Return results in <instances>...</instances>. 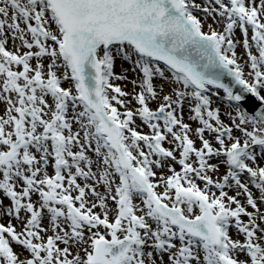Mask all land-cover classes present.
<instances>
[{
  "label": "snow or ice",
  "instance_id": "snow-or-ice-1",
  "mask_svg": "<svg viewBox=\"0 0 264 264\" xmlns=\"http://www.w3.org/2000/svg\"><path fill=\"white\" fill-rule=\"evenodd\" d=\"M0 264H264V0H0Z\"/></svg>",
  "mask_w": 264,
  "mask_h": 264
},
{
  "label": "rangeland",
  "instance_id": "rangeland-1",
  "mask_svg": "<svg viewBox=\"0 0 264 264\" xmlns=\"http://www.w3.org/2000/svg\"><path fill=\"white\" fill-rule=\"evenodd\" d=\"M116 71H117V72H119V71H120V66H119V64H117ZM129 87H130V86H129Z\"/></svg>",
  "mask_w": 264,
  "mask_h": 264
}]
</instances>
